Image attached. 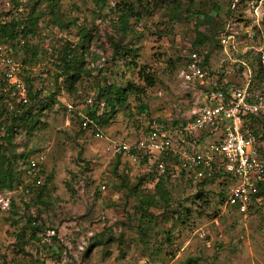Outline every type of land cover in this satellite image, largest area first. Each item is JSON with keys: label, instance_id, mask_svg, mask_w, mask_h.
<instances>
[{"label": "rangeland", "instance_id": "1", "mask_svg": "<svg viewBox=\"0 0 264 264\" xmlns=\"http://www.w3.org/2000/svg\"><path fill=\"white\" fill-rule=\"evenodd\" d=\"M116 1L108 0L107 6L98 12L91 0H60L59 10L51 17L53 25L47 18L39 22L36 36L29 40V45L38 50L37 63L29 71L36 79L33 88L42 89L41 96L52 90L49 77L52 49H58L63 41H77L78 29L58 26L73 19L80 27L91 30L84 52V69L90 76L82 80L76 95L93 96L94 89L103 83L123 86L131 82L141 86L137 70L125 65V57L118 58L114 54L109 40V37H117L118 25L115 17L110 22L107 8H112ZM129 1L132 11L141 15V28L135 25L134 38L127 35L125 42L129 41L136 49L134 62L146 68L154 85L145 90L143 99L128 98L127 108L117 111L112 121L102 128L103 140L80 132L65 111V104L71 102L73 96L63 90L56 94V103L44 112L40 131L28 138L23 133L15 136V153H26L24 159L17 161L20 170L25 169L24 165L20 166L23 163L35 160L40 164L32 173L23 170L20 185L12 191L0 192L3 208L0 209V264H180L188 259L192 264H264V223L259 215L238 216L231 209H224L217 197L220 192L227 194L232 185L229 178L200 187L184 179L171 178V211L150 209L149 219L154 224L148 243L144 246L139 241L138 215L134 213L135 202L128 186L136 183L142 169L123 156L116 164L117 156L107 150V141L132 143L139 138L138 124L146 127L149 121L179 119L186 113L194 94L186 90L178 78L180 60L177 58L180 59L182 51L196 35L195 20L184 19V0L178 9L181 15L178 21L168 20L157 0ZM239 1L193 0L192 5L196 11L205 4L211 17L198 31L209 35L224 22L237 32L234 42L227 41L216 47L209 41L201 48L207 54L211 79L228 85L242 82L236 68L231 66L235 60L230 48L249 55L247 61L251 70H257L253 56L264 55V0L256 5L255 1L236 5ZM174 6L175 3L170 5L172 9ZM8 7L7 0H0V10ZM261 71L264 82V67ZM140 103L145 104L146 111L138 117L136 108ZM220 136L221 131L216 130L205 136V141L210 143ZM261 147L264 152V141ZM38 157L41 160H37ZM124 172L127 184L119 180ZM35 176L44 186L46 205L25 210L23 204L29 202L31 195L24 194L21 187L30 185ZM102 185L104 190L99 189ZM144 187L149 189L142 185L139 190ZM197 192L203 195L199 199L194 198ZM27 216L37 218L36 224L42 226L43 233L37 236L40 242L25 238L22 243L14 239ZM46 232L54 237L50 245L46 244ZM100 233L110 235L112 240L92 246ZM166 237L170 245L165 243Z\"/></svg>", "mask_w": 264, "mask_h": 264}, {"label": "trees", "instance_id": "2", "mask_svg": "<svg viewBox=\"0 0 264 264\" xmlns=\"http://www.w3.org/2000/svg\"><path fill=\"white\" fill-rule=\"evenodd\" d=\"M91 1L94 6H96L98 12L103 10L108 3V0ZM157 1L162 5L164 16H167L168 20L178 21V16H181L179 15L178 9L182 0ZM184 1V4H186L183 10L184 19L193 18L195 20L194 31L196 36L190 46L182 51L180 59L177 58V61L180 60L179 68L181 69L184 66V61L188 54L196 53L202 56L200 67L205 72L204 92L209 90H219L222 92H227L230 89L237 90L245 80L249 82L250 91L264 92L259 54L253 56L256 61L257 70H251L247 61L249 55L245 51L240 53L230 48L229 51L234 55L235 60L231 66L236 68L235 70L242 79V82L238 85H228L226 83H220L219 79H211L207 64V54L203 52L201 48L209 41L213 42L216 47H220L218 34L223 30L226 24L223 22L221 25H217L212 29L209 35H206V32L198 31L199 28L204 27L206 23L211 21V17L205 9V4L200 5L201 9L194 11L192 9L193 0ZM250 1L258 0H240L236 5L242 2L248 3ZM7 2L9 7L0 10V45L9 46L13 58L23 69V82L27 90V103L19 105L11 101L8 93L2 91L3 85L0 83V131L2 132L0 136V192H9L19 186L21 183V173L24 172L23 170L26 172L29 169L28 162L20 165H24L25 169H22V171L17 165V161L24 159L26 153H15V136L19 133H23L24 136L28 138L41 130L44 125L42 116L44 112L49 110L56 103V94L59 90H63L73 96L72 101L65 104V111L66 106L70 105L75 110L80 109L87 120H89L85 127H82L81 124L83 119L77 117L75 112L69 113L80 132H86L94 136L96 132L101 133L102 128L112 121L117 111H124L127 108V100L130 96L141 100L145 96V90L152 88L154 85V79L151 75H148L146 68L136 66L135 64L134 59L137 56L136 49L128 43L129 41L125 42V37L127 35H130V39L134 38L132 28L135 25L137 28H141L139 23L141 15L138 12L132 11L129 0H117L113 3L112 8H107V12L110 15V22H112L115 17L116 24L118 25V28L115 30L117 37L115 39L109 37V40L114 47V54L118 56V58L125 57V65L132 66V68L137 70V80L140 81L141 86L131 82H126L123 86L103 83L94 89L95 94L93 96L82 97L79 94L76 95L78 88L82 85V80L90 76L88 71L84 69V52L91 38V30L80 27L77 25V20L73 19L70 22L61 23L58 26L63 29L71 27L78 29L76 34L77 41L76 43L63 41L58 49H52V54L49 58L51 63V74L49 77L52 83V90L50 93L41 96L40 90L42 89L37 90L33 88L36 79L29 71L31 67L37 63L38 50L35 46L29 45V40L36 36L35 30L40 21L42 22L47 18L53 25L51 17L59 10L60 0H7ZM172 3H175L174 9L170 7ZM213 8L215 11L217 10L216 7L213 6ZM240 16L239 14V20L241 18ZM130 20L133 21H131V24L129 23ZM46 73L49 74V72ZM87 100H90L89 105L86 104ZM136 110V116L140 117L146 111L145 104L140 103ZM178 121V119H172L170 122L166 119H155L154 121H149L146 127H141L138 121H136V124H138L136 127H138V131L140 132L137 140L146 135L152 122L164 123L168 127H175ZM244 125L252 128L258 144L264 141V117L249 115L244 119ZM209 135L210 133H202L197 136H191L189 141H193L194 144H200L206 140L205 136L207 137ZM210 143L216 144L217 141H211ZM259 152L264 159V152L261 148ZM120 156L122 155H117L116 164ZM215 163L217 165H212L213 170L211 176L199 180L192 179L184 170H179L175 176H171L167 171H163L162 173L158 172L153 165L146 164L145 160H139L134 163L137 168L142 169V174L137 177L135 184L128 186V191L132 193L131 196L134 198L135 207L133 210L134 213L138 215V225L136 229L139 235V241L144 246L148 243L149 232L152 230V224H154V222L149 219L148 211L150 209L160 210L161 212L171 211L172 203L169 191V182L171 178L176 180L184 179L187 182L196 183L199 187L211 184L218 179L229 178L221 171V163ZM39 164L40 163L35 164V170L38 169ZM114 171H116V168H114ZM119 180L121 183L127 184V173L124 172ZM142 185L149 186V189L144 187V189L139 190ZM21 189L24 194L31 195L29 202L23 204L25 210H28L30 207L46 205L43 201L44 186H41L37 176L32 178L30 185L25 184ZM258 195L263 198L262 207H264V186L260 188ZM202 196L201 192H197L194 198L199 199ZM217 197L220 198V202L223 205L226 194L220 192L217 194ZM225 209H231L239 216L235 208L226 207ZM258 210V207L252 206L246 218L258 215ZM35 219L37 218L27 216L25 225L21 227L14 236L16 241L24 243L25 238H27L34 242H40L37 236L43 233V229L41 225L36 224ZM260 220L264 223L262 219ZM166 234L168 235V233ZM105 236H107V238L104 239ZM53 240L54 237H47L46 244L50 245ZM111 240L110 235H103L100 233L96 235L91 245L96 247L106 244ZM165 243L170 245L168 237H166ZM192 263L193 261L188 259L180 264Z\"/></svg>", "mask_w": 264, "mask_h": 264}, {"label": "built area", "instance_id": "3", "mask_svg": "<svg viewBox=\"0 0 264 264\" xmlns=\"http://www.w3.org/2000/svg\"><path fill=\"white\" fill-rule=\"evenodd\" d=\"M262 1H255V5L256 2ZM236 34L233 27L225 25L218 34L220 45L227 41L234 42ZM259 55L263 68L264 55ZM201 61L202 56L190 53L179 70L178 78L182 86L193 91L194 99L175 127L152 122L146 135L132 143L106 140L109 144L107 150L112 156L122 155L133 164L145 160L146 164L153 165L158 172L167 171L171 176H175L179 170H184L194 180L210 177L212 165L219 162L221 171L232 180L223 202L224 209L235 208L236 212L245 218L250 208L256 206L259 208V217L264 221L263 198L258 195L260 188L264 186V159L259 152L262 147L258 144L252 128L244 125V119L249 115L264 117V92L250 91L248 80L237 90L204 92L205 72L200 67ZM22 70L13 58L9 46L0 45L2 91L8 93L9 99L19 105L27 103ZM86 104L89 105L90 100H87ZM66 112H75L77 117L83 119L82 127L89 122L80 109L75 110L67 105ZM166 120L170 122L172 119ZM216 130L221 131L216 144L207 141L194 144L189 141L191 136L202 133L211 135ZM93 137L103 140L99 132ZM37 160H41V157ZM35 164V160L29 162L27 173L35 170ZM99 189L104 190V186ZM0 209L3 210L1 207ZM48 234L46 232V236L50 237Z\"/></svg>", "mask_w": 264, "mask_h": 264}]
</instances>
